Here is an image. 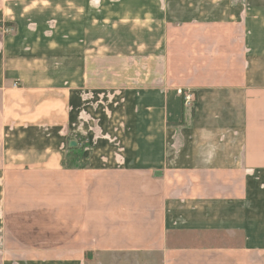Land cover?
I'll return each instance as SVG.
<instances>
[{"label":"crops","instance_id":"1","mask_svg":"<svg viewBox=\"0 0 264 264\" xmlns=\"http://www.w3.org/2000/svg\"><path fill=\"white\" fill-rule=\"evenodd\" d=\"M120 5L0 0V264H264V0Z\"/></svg>","mask_w":264,"mask_h":264},{"label":"rangeland","instance_id":"2","mask_svg":"<svg viewBox=\"0 0 264 264\" xmlns=\"http://www.w3.org/2000/svg\"><path fill=\"white\" fill-rule=\"evenodd\" d=\"M112 2L114 4H116V3L121 4L120 6H117L115 8V13L117 15L126 14L128 17H135V16H137V13H138L137 7H138L139 3L141 2V0H110V3H112ZM129 13H130V15H128ZM131 15H133V16H131ZM147 22L149 23L150 21H147ZM149 25H150V23H149ZM135 29H136V27H135ZM152 29L153 28L149 27V30H148L149 34L146 35L147 40L148 39H151V40L154 39V33H153ZM136 30H134V31H136ZM143 38H145V37H143L141 35H137L136 33H134L132 35H126L123 37L114 36L115 41H119L120 39L129 40L130 44L127 43V45H135V44L137 45ZM187 94H190V93H187ZM183 96H184V94H182V100H183ZM192 102H193V100H192ZM183 104H184L185 108H187V109H189L193 106V103H191L190 106H186L184 103V100H183ZM72 142L75 143V146L69 147V143H67V152H68L69 148H76L78 150V153L81 156V161L84 160L85 158H88L89 152H91L92 147L89 146L88 143L85 142V139L83 137L79 136V137H75L72 140ZM67 152H66V154H67ZM81 163H83V162H81ZM1 235H2L1 244H2L3 250H10L11 249L12 251H14V250L18 249L17 245H13L10 242H8V237H7V234H5V231H3L1 233Z\"/></svg>","mask_w":264,"mask_h":264},{"label":"trees","instance_id":"3","mask_svg":"<svg viewBox=\"0 0 264 264\" xmlns=\"http://www.w3.org/2000/svg\"><path fill=\"white\" fill-rule=\"evenodd\" d=\"M63 165H65L67 168H72L74 165H77L78 167H84V163H81V156L76 148L68 149L63 161Z\"/></svg>","mask_w":264,"mask_h":264},{"label":"built area","instance_id":"4","mask_svg":"<svg viewBox=\"0 0 264 264\" xmlns=\"http://www.w3.org/2000/svg\"><path fill=\"white\" fill-rule=\"evenodd\" d=\"M183 100H184V103H185L186 106H190L191 103H192V96H191V94H187V93L184 94Z\"/></svg>","mask_w":264,"mask_h":264},{"label":"water","instance_id":"5","mask_svg":"<svg viewBox=\"0 0 264 264\" xmlns=\"http://www.w3.org/2000/svg\"><path fill=\"white\" fill-rule=\"evenodd\" d=\"M75 146V143L74 142H70L69 143V147H74Z\"/></svg>","mask_w":264,"mask_h":264}]
</instances>
